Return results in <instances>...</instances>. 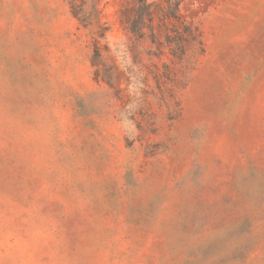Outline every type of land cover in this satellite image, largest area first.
Here are the masks:
<instances>
[{"label":"rangeland","instance_id":"1","mask_svg":"<svg viewBox=\"0 0 264 264\" xmlns=\"http://www.w3.org/2000/svg\"><path fill=\"white\" fill-rule=\"evenodd\" d=\"M139 1L0 0V264H264V0Z\"/></svg>","mask_w":264,"mask_h":264},{"label":"trees","instance_id":"2","mask_svg":"<svg viewBox=\"0 0 264 264\" xmlns=\"http://www.w3.org/2000/svg\"><path fill=\"white\" fill-rule=\"evenodd\" d=\"M103 0H93L92 1V12L91 14H87L85 12V6L87 4V0H70L71 6V14L72 16L83 26V28L88 29L92 27L96 22L99 23V4H101ZM184 0H166L167 7L160 8L157 7L155 3H149L148 0H140L138 3V7L136 9V19L132 21H128L127 30L133 34L134 36L138 37L139 39H143L144 34L142 33V26L146 19L150 22L149 29L152 32V36L154 37V29L152 26L154 13L156 10H160L162 13V20L165 21H176L174 27L180 29L181 27L185 28V33H190L189 27L184 25L182 21V17L180 16V7ZM124 14V13H123ZM182 21V22H181ZM126 22V20H125ZM178 33V38L180 40V48L184 47V42L186 41L185 34L183 35L180 32ZM105 35H102L98 38H94V45H95V60L96 58H100V51H101V43L100 40L104 39Z\"/></svg>","mask_w":264,"mask_h":264}]
</instances>
